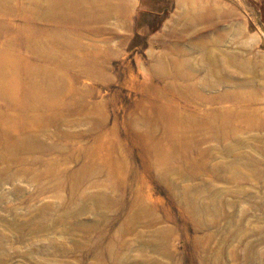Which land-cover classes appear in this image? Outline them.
I'll use <instances>...</instances> for the list:
<instances>
[{
  "label": "rangeland",
  "instance_id": "obj_1",
  "mask_svg": "<svg viewBox=\"0 0 264 264\" xmlns=\"http://www.w3.org/2000/svg\"><path fill=\"white\" fill-rule=\"evenodd\" d=\"M0 264H264V0H0Z\"/></svg>",
  "mask_w": 264,
  "mask_h": 264
}]
</instances>
